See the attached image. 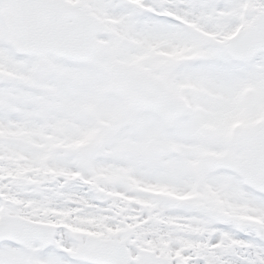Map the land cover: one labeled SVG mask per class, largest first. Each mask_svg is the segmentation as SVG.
<instances>
[{
	"label": "snow or ice",
	"instance_id": "1",
	"mask_svg": "<svg viewBox=\"0 0 264 264\" xmlns=\"http://www.w3.org/2000/svg\"><path fill=\"white\" fill-rule=\"evenodd\" d=\"M0 264H264V0H0Z\"/></svg>",
	"mask_w": 264,
	"mask_h": 264
}]
</instances>
